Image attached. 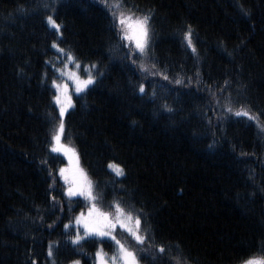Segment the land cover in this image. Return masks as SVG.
<instances>
[{"label":"trees","instance_id":"obj_1","mask_svg":"<svg viewBox=\"0 0 264 264\" xmlns=\"http://www.w3.org/2000/svg\"><path fill=\"white\" fill-rule=\"evenodd\" d=\"M120 2L150 16L144 57L129 58L102 0H0V264H96L98 248L116 249L109 238L71 240L88 203L64 194L67 157L51 150L63 60L53 42L82 69L95 65V83L72 94L61 142L75 148L103 208L143 211L151 240L141 248L123 236L139 261L175 264L177 245L182 264L264 256V130L223 111L243 106L264 125V0Z\"/></svg>","mask_w":264,"mask_h":264},{"label":"snow or ice","instance_id":"obj_2","mask_svg":"<svg viewBox=\"0 0 264 264\" xmlns=\"http://www.w3.org/2000/svg\"><path fill=\"white\" fill-rule=\"evenodd\" d=\"M47 7V5L45 6ZM113 20V26L116 28L118 37L124 46L128 49L129 58L133 54L144 57L147 55V49L150 46V25L149 15L137 16L130 10L125 11L120 0H113L111 5H107ZM46 21L57 32H59L60 25L56 23L53 16L49 15L46 17ZM184 39L187 45L195 52V47L192 43V29L188 26V30L184 33ZM129 42V43H126ZM53 48H56L59 53H62L65 59L62 61L63 68L56 69L60 73L63 80L67 81L64 83H57L56 80H52V87L55 89L56 94L53 96L55 105L59 109V123L55 127L52 134L51 150L53 152L63 153L67 157V165L59 169V178L64 182L65 195L69 198L71 197H83L88 203L87 211H81L79 215L75 217L74 226L76 228V235L71 237L73 244H79V242L86 237L88 238H109L111 242H114L116 247V252L110 257L103 252L102 248H98L95 257L97 264H109V259L111 264H139V259L136 251L127 247L119 239L116 238L114 232L117 228L126 231L131 239H133L138 247L143 248L146 241H150L151 237L147 234V231L142 232V216L144 215L142 210H137L135 213L132 211H126L124 207L121 206L119 201H113L109 207L114 209V212H107L102 210L97 206L98 196L94 194V183L88 177L87 173L79 165V156L75 148L62 143V136L64 133V121L63 116L66 110L72 106V97L69 94V83L73 85L75 93L79 94L84 92L89 85L95 83V77L91 74L92 66H83L86 72L87 78L83 79L79 75L78 71H73L69 68V64L73 65L75 69H81L82 65L76 57L69 51L60 48L58 44L53 42ZM133 64H136L135 60H132ZM142 72L148 73L155 76L157 73L153 71L156 65H151L149 68L144 63L138 65ZM167 79V76H164ZM191 78H189L190 80ZM176 84H181L180 79L175 80ZM227 83V81L225 82ZM139 91L144 93L145 86L143 83L139 85ZM153 95L155 93L153 92ZM228 98H226V101ZM220 104V101H216ZM170 110V109H169ZM223 111L226 113H231L235 116L247 117L249 120L255 121L257 126L264 130V125L259 123V119L256 115H252L243 106L240 110L233 112L232 107L229 103H225L223 106ZM211 147V145H210ZM109 168L114 169L117 176H123L124 171L120 165L110 163ZM53 199H55L53 197ZM72 225L70 221L69 224H65L64 228L69 229ZM80 231H83V236L80 235ZM152 245L149 244V247ZM171 246H169L170 248ZM178 256L175 258V264H182L179 257V246H176ZM53 244L50 242L48 246V255L52 256ZM166 250V245L164 243H159L155 245V251L164 254ZM72 264H80L79 260L72 261ZM241 264H264V256L261 257H249L241 262Z\"/></svg>","mask_w":264,"mask_h":264},{"label":"rangeland","instance_id":"obj_3","mask_svg":"<svg viewBox=\"0 0 264 264\" xmlns=\"http://www.w3.org/2000/svg\"><path fill=\"white\" fill-rule=\"evenodd\" d=\"M103 1V4H104V6H106V4L107 5H111L112 3H113V0H102ZM124 7V6H123ZM124 10L125 11H128V9L127 8H125L124 7ZM137 16H143V15H140V14H137ZM150 33H151V29H150ZM127 43H129V42H127ZM65 59V57H64V55H63V60ZM62 60V61H63ZM62 65V66H61ZM61 65H60V68H63V63H61ZM86 66H89L90 67V65L89 64H87ZM69 68L71 69V70H73V71H78L79 72V75L81 76V78H83V79H86L87 78V75H83L81 72H85L84 71V69H79V70H77V69H75L74 68V66L73 65H71V64H69ZM91 74L95 77V75L93 74V69L91 68ZM64 82H67V81H65V80H63L62 78H61V76L59 77V79L57 80V83H64ZM69 83V94L71 95V97H72V94H77V93H75V91H74V88H73V85L70 83V82H68ZM79 94H81V93H79ZM72 105H73V98H72ZM72 107V106H71ZM71 107H69L67 110H66V112L71 108ZM65 112V113H66ZM65 115V114H64ZM79 165H80V167L85 171V169L83 168V166L80 164V162H79ZM121 167V166H120ZM62 168V167H61ZM86 173H87V175H88V177L92 180V178H91V176L88 174V172L87 171H85ZM93 181V180H92ZM95 194V193H94ZM97 195V194H96ZM97 206L98 207H100L102 210H104V211H107V212H114V209L113 208H110V209H106V208H103L102 206H101V204H100V202L97 200ZM88 207V206H87ZM125 210L126 211H129L128 209H126L125 208ZM87 211V208L85 209V212ZM132 211V210H131ZM133 213H135L134 211H132ZM79 215V214H78ZM74 223H75V221H74ZM141 228H142V225H141ZM141 234H144V230L142 229V232H141ZM114 235L116 236V238L117 239H119L122 243H124L126 246H127V244H126V242H125V240H124V238H123V236L124 235H128V233L126 232V231H123V230H121V229H119V228H117L116 229V231L114 232ZM81 236H83V231H82V234H81ZM129 236V235H128ZM100 238V237H99ZM105 238H107V237H105ZM128 247V246H127ZM100 248H102L103 249V252L104 253H106L107 254V257L108 258H110L115 252H116V249H115V251L113 252V253H108L103 247H100ZM260 257V256H259ZM72 264V263H71ZM80 264H81V262H80ZM96 264H97V261H96ZM109 264H111V260L109 259ZM139 264H142L140 261H139ZM241 264V263H240Z\"/></svg>","mask_w":264,"mask_h":264}]
</instances>
